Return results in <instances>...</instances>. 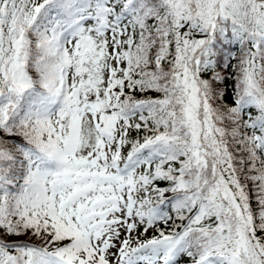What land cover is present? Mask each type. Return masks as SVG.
Returning <instances> with one entry per match:
<instances>
[{"label":"snow or ice","instance_id":"6c2138e0","mask_svg":"<svg viewBox=\"0 0 264 264\" xmlns=\"http://www.w3.org/2000/svg\"><path fill=\"white\" fill-rule=\"evenodd\" d=\"M0 264H264V0H0Z\"/></svg>","mask_w":264,"mask_h":264},{"label":"trees","instance_id":"16d2710c","mask_svg":"<svg viewBox=\"0 0 264 264\" xmlns=\"http://www.w3.org/2000/svg\"><path fill=\"white\" fill-rule=\"evenodd\" d=\"M230 83V82H229Z\"/></svg>","mask_w":264,"mask_h":264}]
</instances>
